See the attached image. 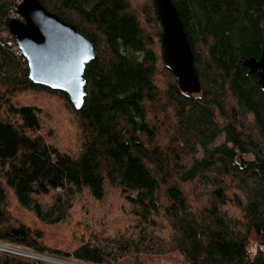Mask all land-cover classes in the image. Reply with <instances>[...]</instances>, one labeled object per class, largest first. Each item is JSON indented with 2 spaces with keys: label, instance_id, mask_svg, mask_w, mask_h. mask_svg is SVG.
<instances>
[{
  "label": "trees",
  "instance_id": "trees-1",
  "mask_svg": "<svg viewBox=\"0 0 264 264\" xmlns=\"http://www.w3.org/2000/svg\"><path fill=\"white\" fill-rule=\"evenodd\" d=\"M21 1L0 0V242L50 253L11 198L57 225L79 196L103 202L114 190L130 205L126 232L52 255L93 264H149L158 254L184 264H264V91L244 65L264 50V0H173L202 83L194 95L166 66L155 0L139 8L133 0H41L96 48L80 110L67 93L30 80L8 27ZM39 90L75 114L76 152L50 143L39 108L16 101ZM0 264L36 263L0 253Z\"/></svg>",
  "mask_w": 264,
  "mask_h": 264
},
{
  "label": "water",
  "instance_id": "water-1",
  "mask_svg": "<svg viewBox=\"0 0 264 264\" xmlns=\"http://www.w3.org/2000/svg\"><path fill=\"white\" fill-rule=\"evenodd\" d=\"M163 25V57L187 94H198L202 83L184 22L173 0H155ZM8 27L28 61L29 78L37 85L68 94L76 109L84 105L86 67L97 57L93 43L74 25L51 12L41 0H22ZM244 65L257 73L264 91V50L259 59L247 58ZM243 165V164H242ZM25 234L24 229L14 230Z\"/></svg>",
  "mask_w": 264,
  "mask_h": 264
},
{
  "label": "rangeland",
  "instance_id": "rangeland-1",
  "mask_svg": "<svg viewBox=\"0 0 264 264\" xmlns=\"http://www.w3.org/2000/svg\"><path fill=\"white\" fill-rule=\"evenodd\" d=\"M144 2L147 3L148 0H133V6L139 8ZM16 101L34 104L39 108L43 121L41 131L50 143L63 151L72 153L79 149L80 130L77 118L63 99L54 94L39 90L18 94ZM249 158L250 156L242 157V162H247ZM41 201L49 203L52 201V197H44ZM10 202L13 205V210L20 214L25 224L30 226L32 230L38 229V231L42 232L44 236L43 242L48 246V252H50L49 254L43 253L46 255H52L51 249L69 251L80 242L88 241L92 238L96 239L105 233L110 235H114L116 232L124 233L128 228L126 226H130L132 221L130 205L120 192L114 190L108 193L103 202H97L87 194L79 196L70 217L65 222L57 225L42 223L31 212L23 211V209L15 204L16 201L13 198L10 199ZM230 210L232 213L237 212L233 208H230ZM61 258L77 261L70 257ZM151 261V263H148L184 264L181 259H175L173 254L153 255ZM43 262L38 261L37 263L42 264ZM83 263L93 264L88 262ZM136 263L137 260L132 259L131 264ZM120 264L126 263L121 259Z\"/></svg>",
  "mask_w": 264,
  "mask_h": 264
},
{
  "label": "built area",
  "instance_id": "built-area-1",
  "mask_svg": "<svg viewBox=\"0 0 264 264\" xmlns=\"http://www.w3.org/2000/svg\"><path fill=\"white\" fill-rule=\"evenodd\" d=\"M16 16H18V11H17ZM16 48H18L17 49L18 53H22L18 44ZM0 253H6V254L30 259V260L35 261L36 264H38L37 263L38 261H44L43 263H47V264H86L83 262H77V261L61 258V257L54 256V255L41 254L39 252L27 249L25 247H22L16 244L6 243V242H0Z\"/></svg>",
  "mask_w": 264,
  "mask_h": 264
}]
</instances>
